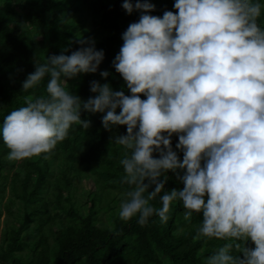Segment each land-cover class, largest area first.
Here are the masks:
<instances>
[{"label": "clouds", "instance_id": "clouds-1", "mask_svg": "<svg viewBox=\"0 0 264 264\" xmlns=\"http://www.w3.org/2000/svg\"><path fill=\"white\" fill-rule=\"evenodd\" d=\"M122 7L139 11L112 60L130 94L99 79L90 81L87 98L65 87L81 73L110 75L99 68L105 49L82 35L70 54L68 45L36 60L22 81L28 90L47 76V94L4 116L8 158L50 152L74 123L91 125L83 111L103 113L106 129L126 125L114 137L124 146L122 181L130 186L122 219L138 216L143 225L156 214L167 222L178 200L186 219L202 213L194 239L226 241L206 264H264V0H174L178 11L162 15L153 14V0H122ZM169 170L183 186L163 191L156 207L151 201Z\"/></svg>", "mask_w": 264, "mask_h": 264}, {"label": "trees", "instance_id": "trees-1", "mask_svg": "<svg viewBox=\"0 0 264 264\" xmlns=\"http://www.w3.org/2000/svg\"><path fill=\"white\" fill-rule=\"evenodd\" d=\"M153 2V14L178 11L174 0ZM138 19L139 11L129 14L122 0H0V123L28 98L47 94V76L32 89L22 88L35 61L43 63L68 45L70 54L82 35L94 36L96 46L105 49L99 68L110 75L81 73L65 87L87 98L94 95L90 81L99 79L130 94L112 60L123 43L121 33ZM260 19L264 23V15ZM102 115L83 111L82 118L92 121L87 129L74 123L53 150L19 160L8 158L10 149L0 137V264H206L226 241L194 239L202 213L186 219L181 201L172 202L167 222L156 214L143 225L138 216L120 217L130 186L122 181L124 146L114 137L126 132V125L106 129ZM177 141L174 134V147ZM168 176L151 201L156 207L162 206L163 191L183 186L172 170ZM86 179L94 188L82 185Z\"/></svg>", "mask_w": 264, "mask_h": 264}, {"label": "rangeland", "instance_id": "rangeland-1", "mask_svg": "<svg viewBox=\"0 0 264 264\" xmlns=\"http://www.w3.org/2000/svg\"><path fill=\"white\" fill-rule=\"evenodd\" d=\"M82 185L86 188H94V183L91 179L83 180ZM3 218H4V216H3Z\"/></svg>", "mask_w": 264, "mask_h": 264}]
</instances>
